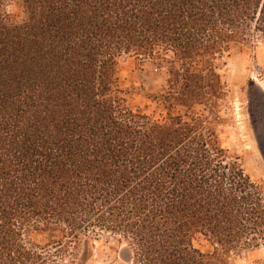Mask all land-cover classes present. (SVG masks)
I'll list each match as a JSON object with an SVG mask.
<instances>
[{"label": "trees", "instance_id": "16d2710c", "mask_svg": "<svg viewBox=\"0 0 264 264\" xmlns=\"http://www.w3.org/2000/svg\"><path fill=\"white\" fill-rule=\"evenodd\" d=\"M254 34L264 0H0V264H65L101 233L122 264L264 245V183L217 127V61ZM127 58L165 69L146 97L162 117L132 107Z\"/></svg>", "mask_w": 264, "mask_h": 264}, {"label": "rangeland", "instance_id": "374dc122", "mask_svg": "<svg viewBox=\"0 0 264 264\" xmlns=\"http://www.w3.org/2000/svg\"><path fill=\"white\" fill-rule=\"evenodd\" d=\"M9 13L20 14L19 5L8 6ZM253 45L241 52L224 56L217 61L218 73L225 85V94L218 111V131L223 146L231 154L239 157L250 179L264 183V158L260 145H264V109L261 108L258 93L264 91V41L253 35ZM165 78V69L152 63H140L134 58L123 60L121 68V85L134 88L131 100L134 109L153 113L160 118L164 115L146 97L156 93ZM42 241V236H36ZM202 249L207 245L197 242ZM124 242L119 237L101 233L92 237L88 248H80L75 257L65 255V264H122L124 259ZM79 260V261H78ZM264 260V245L240 249L231 254V264H256Z\"/></svg>", "mask_w": 264, "mask_h": 264}]
</instances>
